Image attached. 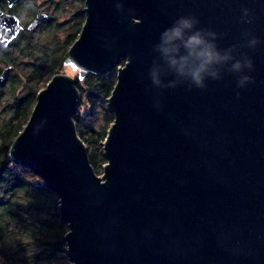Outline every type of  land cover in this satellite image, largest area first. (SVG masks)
Masks as SVG:
<instances>
[{
    "label": "water",
    "instance_id": "obj_1",
    "mask_svg": "<svg viewBox=\"0 0 264 264\" xmlns=\"http://www.w3.org/2000/svg\"><path fill=\"white\" fill-rule=\"evenodd\" d=\"M86 13L67 60L80 77L127 60L103 177L74 123L73 75L38 93L10 148L59 196L73 264H264V0H86ZM181 18L192 28L169 38ZM207 44L230 59L197 87Z\"/></svg>",
    "mask_w": 264,
    "mask_h": 264
},
{
    "label": "trees",
    "instance_id": "obj_2",
    "mask_svg": "<svg viewBox=\"0 0 264 264\" xmlns=\"http://www.w3.org/2000/svg\"><path fill=\"white\" fill-rule=\"evenodd\" d=\"M67 1V0H66ZM56 2V9L60 7ZM58 10V9H57ZM83 22L76 23L74 33L70 32L69 44L79 37ZM75 25V26H76ZM61 23L56 22V31ZM70 47L56 39V49L46 48L37 59L36 74L50 76L60 73ZM117 67L103 74L87 73L79 76L76 84L81 92L87 94L91 106L97 105L101 96L114 91L115 85L107 77ZM41 79V78H40ZM50 82V81H49ZM38 86H34L29 94L35 100L38 97ZM33 104V106L36 104ZM34 109V108H33ZM111 111H113L111 109ZM32 109L27 110L17 127L14 123L0 131V262L3 264H72L68 255L67 240L68 223L63 220L60 211V200L57 193L50 189L44 179L31 168L21 165L10 158V148L14 139L25 128ZM81 111L74 114V120L80 121ZM115 118V116H113ZM114 121V120H113ZM104 137L107 135L104 130ZM95 151L89 154L90 161L95 166L102 164V155L98 140L89 138Z\"/></svg>",
    "mask_w": 264,
    "mask_h": 264
},
{
    "label": "flooded vegetation",
    "instance_id": "obj_3",
    "mask_svg": "<svg viewBox=\"0 0 264 264\" xmlns=\"http://www.w3.org/2000/svg\"><path fill=\"white\" fill-rule=\"evenodd\" d=\"M55 32L56 0H0V131L27 111L24 101L42 78L37 59L56 49L42 39Z\"/></svg>",
    "mask_w": 264,
    "mask_h": 264
},
{
    "label": "rangeland",
    "instance_id": "obj_4",
    "mask_svg": "<svg viewBox=\"0 0 264 264\" xmlns=\"http://www.w3.org/2000/svg\"><path fill=\"white\" fill-rule=\"evenodd\" d=\"M58 1H59V4L61 5L59 8H57L58 10L56 9V22L61 23V27L59 30H57L54 33V38H51L50 36H47V37L45 36L42 39V42L44 43L47 42L45 46L54 43L53 46L56 47V39H57V41L62 43L64 46L67 44L69 46H72L73 44L72 45L71 43L69 44V37H70L69 33L70 32L74 33L75 29L78 27L76 23H80V21L83 22L84 18L86 17L87 15L86 0H67V1L66 0H56V2ZM70 25H71V28L69 32L68 27H70ZM67 57H69V54L67 55ZM67 60L68 58L66 59V62L63 68L61 69L60 73H66L68 75H73L75 76V79L77 80V78H79L80 76L81 68L73 61L67 62ZM126 62H127L126 59L122 60V62L119 65V68L124 67L126 65ZM119 68L117 67L107 77L114 84H117V81H118ZM51 79H50V76L46 75V76H43L40 80L33 83L34 86L36 87L38 86L37 93H39L43 88H45ZM112 94L113 92L103 94L100 100L98 101L97 105L91 106V103L89 101V98L87 97V94L83 95V93L80 90L79 104L76 108V111L78 109H80L81 111L80 121L74 120V123L76 125V129H77V133L79 137L83 140V142L85 143L87 147L88 153H92L93 151L96 150L95 147H93V144L88 141L89 138H94L99 141L98 144L101 146L100 152L105 157V141L108 135L109 128L112 126L114 122L113 120L115 119L113 117L115 116V114L113 111H111L112 108L110 106V98ZM35 101L36 100L33 97V95L29 94L27 99L24 101V106L27 108V110L31 111L32 109L33 111V108L35 106V105L33 106V104L35 103ZM8 116L9 114L7 113V117ZM21 121H22L21 119H14V125L20 124ZM17 126L18 125H15L14 127H17ZM105 129H106L107 135L104 137L103 135L105 134L104 133ZM107 163H108V159L105 157V161L102 164L95 166V171L99 176L103 177L105 173V165ZM0 264H3V263L0 262Z\"/></svg>",
    "mask_w": 264,
    "mask_h": 264
},
{
    "label": "clouds",
    "instance_id": "obj_5",
    "mask_svg": "<svg viewBox=\"0 0 264 264\" xmlns=\"http://www.w3.org/2000/svg\"><path fill=\"white\" fill-rule=\"evenodd\" d=\"M116 8L118 10L123 9V5L120 3L116 4ZM193 26V21L186 18H181L179 21H177L176 26H174L173 29L169 30V33H166L165 35H169V38L171 37H179L182 35V32L184 29H191ZM188 43L190 45H202L205 44L204 38L200 34H194L188 38ZM256 43L255 40L252 41V44L254 45ZM214 46L211 44H207L204 49L199 52L200 62L196 68H194L190 73L191 81L193 84H195L197 87H203L204 86V76L208 74L209 66L218 63L220 61H227L230 59L228 55L221 56L219 53L213 51ZM167 51V49H165ZM247 67L248 69L252 68V62L251 60H245L240 61L236 60L231 65V70L235 72H241L243 68ZM183 71V69H181ZM213 76H215V72L211 73ZM155 79V77H154ZM249 80L248 76H242L239 81V86H244L245 82ZM155 82L159 84V80L155 79Z\"/></svg>",
    "mask_w": 264,
    "mask_h": 264
}]
</instances>
